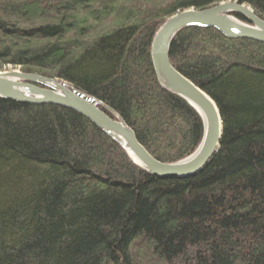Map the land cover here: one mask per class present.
Here are the masks:
<instances>
[{"label": "trees", "instance_id": "16d2710c", "mask_svg": "<svg viewBox=\"0 0 264 264\" xmlns=\"http://www.w3.org/2000/svg\"><path fill=\"white\" fill-rule=\"evenodd\" d=\"M222 1L0 0V67L70 82L178 161L203 121L159 84L152 40L174 13ZM237 1L264 18V0ZM170 59L223 119L219 149L186 177L149 174L71 108L0 97V264H141L137 241L149 264H264V43L191 26Z\"/></svg>", "mask_w": 264, "mask_h": 264}, {"label": "water", "instance_id": "95a60500", "mask_svg": "<svg viewBox=\"0 0 264 264\" xmlns=\"http://www.w3.org/2000/svg\"><path fill=\"white\" fill-rule=\"evenodd\" d=\"M191 26L213 27L228 38H249L264 43V18L252 6L237 0L222 1L202 9L178 11L160 26L151 44V58L158 82L167 91L185 99L203 121V136L198 148L181 160L165 162L157 159L139 141L134 129L119 112L62 79L18 69L0 72V97L71 108L116 141L149 174L179 177L193 175L219 149L223 119L215 100L171 62L170 48L173 40L180 31Z\"/></svg>", "mask_w": 264, "mask_h": 264}, {"label": "rangeland", "instance_id": "374dc122", "mask_svg": "<svg viewBox=\"0 0 264 264\" xmlns=\"http://www.w3.org/2000/svg\"><path fill=\"white\" fill-rule=\"evenodd\" d=\"M52 1L53 0H50V2H52ZM126 1H128V0H126ZM111 22H112V20H108L106 22L107 23V27H110L111 26V24H112ZM13 69H18V70L24 71L20 67L12 66V65H6V66L0 67V72L9 71V70H13ZM48 77H54V76H48ZM55 78H59V77H55ZM59 79H61V78H59ZM62 80L63 81H66L64 79H62ZM66 82H68V81H66ZM68 83H70V82H68ZM71 85L74 86L73 84H71ZM134 251H135V258L138 261V263H141V264H149L150 259L148 258L147 252L145 251L144 248H142L140 246V243L138 241L135 243V245L133 247V253H134Z\"/></svg>", "mask_w": 264, "mask_h": 264}, {"label": "bare ground", "instance_id": "6f19581e", "mask_svg": "<svg viewBox=\"0 0 264 264\" xmlns=\"http://www.w3.org/2000/svg\"><path fill=\"white\" fill-rule=\"evenodd\" d=\"M199 144H200V143H199ZM198 146H199V145H198ZM198 146H197V148H198ZM197 148H196V149H197ZM196 149H195V150H196ZM195 150H194V151H195ZM194 151H193V152H194ZM193 152H192V153H193ZM192 153H191V154H192ZM191 154H190V155H191ZM190 155H188V156H190ZM188 156H186V157H188ZM186 157H185V158H186Z\"/></svg>", "mask_w": 264, "mask_h": 264}]
</instances>
